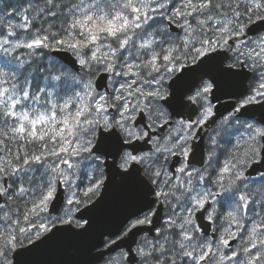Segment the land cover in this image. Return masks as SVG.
Listing matches in <instances>:
<instances>
[{"label":"snow or ice","instance_id":"6c2138e0","mask_svg":"<svg viewBox=\"0 0 264 264\" xmlns=\"http://www.w3.org/2000/svg\"><path fill=\"white\" fill-rule=\"evenodd\" d=\"M17 13L0 19V264H27L58 225L84 235L76 212L114 189L154 199L108 264H264V114L249 107H264V0H29ZM43 50L71 52L88 78L41 65ZM242 74L251 85L213 119ZM69 78L80 90L57 100Z\"/></svg>","mask_w":264,"mask_h":264},{"label":"water","instance_id":"95a60500","mask_svg":"<svg viewBox=\"0 0 264 264\" xmlns=\"http://www.w3.org/2000/svg\"><path fill=\"white\" fill-rule=\"evenodd\" d=\"M51 53L75 71L79 70V65L75 63V57L71 52L51 51ZM246 85H249V80L243 74L237 78L235 83L228 82L225 85L224 90L220 93L221 99L214 101L216 115L213 119L218 120L232 110L233 104H236L239 94L245 90ZM249 107L251 114H254L257 120L264 114V107H261L260 104ZM210 125L211 121L209 125L205 126L204 132L201 133L199 143L202 149L205 145L206 135L213 129ZM194 163L199 165L198 161ZM151 199H154V197H146L143 191H137L135 195L128 196L122 190L114 189L107 198L102 192L92 202L82 206L76 212L77 218L84 217L88 220V224L85 225L88 231L84 235L76 234L84 232V229L75 224L71 225L72 231H67L69 225H58L57 229H53L54 232H57L53 240L40 245L23 259L27 261V264H97L106 254L118 248H133L139 237L140 229L134 230L127 236L121 235L114 241L115 243H110L105 248L101 246L106 235L112 236L118 233L129 220V217H134L133 213H141V210L147 209L148 202ZM101 200L104 202L100 203ZM154 211H158V217L153 218V223L159 226V216H164V208L157 206ZM197 222L206 230L208 229L207 221L198 220ZM152 226L145 225L142 227L151 228ZM212 227L215 229L214 225ZM209 234L212 235V232L209 231ZM234 243L235 241L233 245Z\"/></svg>","mask_w":264,"mask_h":264},{"label":"trees","instance_id":"16d2710c","mask_svg":"<svg viewBox=\"0 0 264 264\" xmlns=\"http://www.w3.org/2000/svg\"><path fill=\"white\" fill-rule=\"evenodd\" d=\"M29 0H0V14H7L11 15V12L14 13L16 8L20 7H27L28 6ZM43 3V0H32L33 7L36 6V3ZM29 16L32 15V13H28ZM61 21L56 20L55 23L59 24ZM45 27H47V24H45ZM41 65L47 66L49 63L52 65V71L54 73H59L61 69H64L70 76L72 74H77L78 76L84 78L85 80L88 78L85 70H80V71H75L69 66H67L65 63H63L60 59L57 57L53 56L51 51L48 50H43V55L39 61ZM48 73H40V72H35L32 74V79H33V86H36L37 84L40 86L44 85V80L42 77L44 75H47ZM250 81V85H251ZM75 89L76 91H79L80 89L75 87L74 82L69 78L65 81H62L60 84V87L56 89V92L58 93V96L56 97L57 100H60L61 97L67 98L68 96L72 95V91ZM231 131V130H230ZM218 139H221V142L223 143V138L218 137ZM223 147L225 150H231V146L228 144H223ZM223 159V157H221ZM216 230L220 229V223H216Z\"/></svg>","mask_w":264,"mask_h":264},{"label":"flooded vegetation","instance_id":"af4514ba","mask_svg":"<svg viewBox=\"0 0 264 264\" xmlns=\"http://www.w3.org/2000/svg\"><path fill=\"white\" fill-rule=\"evenodd\" d=\"M213 132V129L206 135V137H205V144H206V142H207V137H208V135L209 134H211ZM195 166L196 167H199L200 165H197V164H195ZM93 201V200H92ZM92 201H89L88 203H90V202H92ZM87 203V204H88ZM86 204V205H87ZM85 206V205H84ZM155 208V207H154ZM154 208H153V211H154ZM147 211V209L146 210H144V212H146ZM167 213V208L165 207L164 208V215ZM76 219L77 220H80V219H78L77 217H76ZM133 219H134V217H133ZM80 222L81 223H83V220H80ZM128 222H129V220L126 222V224L119 230V232L118 233H116V234H114V235H112V236H109V235H106L105 236V238H104V243H103V245L101 246L102 248H105V247H107L108 246V244H110L112 241H115V240H117L121 235H123L124 234V230L128 227ZM74 224H75V221L73 222ZM216 227V226H215ZM217 229V228H216ZM210 235V234H209ZM138 239H139V237H138ZM137 239V240H138ZM135 247V245L133 246V248ZM121 248H118L117 250H115V251H112V252H110V253H108V254H106L105 256H104V258L99 262V263H97V264H108V262H109V260L111 259V257L112 256H114V255H116L117 254V252L120 250ZM122 249H125L126 250V248L124 247V248H122Z\"/></svg>","mask_w":264,"mask_h":264},{"label":"rangeland","instance_id":"374dc122","mask_svg":"<svg viewBox=\"0 0 264 264\" xmlns=\"http://www.w3.org/2000/svg\"><path fill=\"white\" fill-rule=\"evenodd\" d=\"M19 13L13 15V13L11 12V15H7V14H3L2 15L0 14V19H4V18H7L8 16H13V21L12 22H18L19 21ZM167 214V213H166ZM165 214V215H166ZM235 246V245H234Z\"/></svg>","mask_w":264,"mask_h":264}]
</instances>
